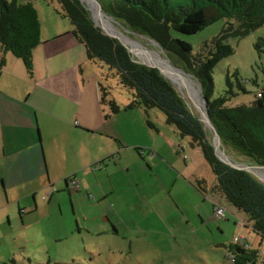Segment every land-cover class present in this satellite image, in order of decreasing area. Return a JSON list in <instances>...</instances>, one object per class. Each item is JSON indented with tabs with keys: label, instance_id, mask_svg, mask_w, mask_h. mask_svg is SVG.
Returning <instances> with one entry per match:
<instances>
[{
	"label": "crops",
	"instance_id": "crops-1",
	"mask_svg": "<svg viewBox=\"0 0 264 264\" xmlns=\"http://www.w3.org/2000/svg\"><path fill=\"white\" fill-rule=\"evenodd\" d=\"M61 19L62 22H53L45 29L39 21L41 43L32 51L31 74L9 53L0 65V185L3 194L17 204L21 203V198L31 196L33 211L37 212L38 192L46 194L41 200H47L45 207L50 209L54 202L60 207L65 196L63 192L67 191L73 206L79 210V215L75 211L76 231L84 229L88 235L126 238L132 230L121 211L129 206L151 205L156 187V191H167L169 200L182 217L173 214L174 232L178 236L175 244L183 247L182 252L193 249L186 253L189 256L184 254L180 262L193 263L201 250V243L196 242L199 229L190 215L178 207V198L172 200L170 196L177 189L179 194L183 192L184 196L192 198L197 207L204 205L205 197L210 198L208 213L196 208L192 217L198 219L200 225L206 218L212 222V203L223 205L222 199L210 192L215 177L208 165L212 175L209 183L188 175L191 165H185L184 161L180 164L175 157H180L187 149H198L180 140L171 126L165 125L172 129L176 145L170 140L162 149L142 145L143 124L156 132L149 121V111L134 109L104 118L105 110L99 104L100 67L88 62L85 48L72 36V25L67 19ZM135 112H143V116ZM134 116L139 121L132 125L129 118ZM174 148L175 157L169 152ZM136 149L141 151L136 152ZM165 162L181 176L155 174L151 166ZM94 165L96 170L91 169ZM68 177L75 179L78 187L72 188L67 183ZM151 179L154 188L147 182ZM197 181L203 182L204 195L197 188ZM24 188L20 197L19 191ZM51 189L55 190L50 194ZM59 190L61 192L57 193ZM229 212L239 215L234 209ZM18 213L29 212L24 208L18 209ZM223 219L229 223L226 217ZM182 222L190 225L189 231ZM234 224L235 221L233 227Z\"/></svg>",
	"mask_w": 264,
	"mask_h": 264
},
{
	"label": "trees",
	"instance_id": "trees-1",
	"mask_svg": "<svg viewBox=\"0 0 264 264\" xmlns=\"http://www.w3.org/2000/svg\"><path fill=\"white\" fill-rule=\"evenodd\" d=\"M45 1L57 3L59 14L73 27L74 40L85 48L88 62L105 68L99 83V104L105 110L104 118L134 109H142L144 113L154 109L160 112L164 116V124L171 126L180 140L200 151L215 177L211 194L225 199L242 216L243 229L249 228L253 235L264 239V184L250 173L227 166L215 157L206 130L198 117L188 110L172 84L156 68L132 61L128 49L97 28L78 0ZM97 1L103 13L125 29L154 41L165 54L172 53L175 61L181 64L176 68L197 80L220 144L255 166L264 168V87L247 105L229 106L232 93L228 91L215 100L209 101L208 98L213 91L212 68L233 53L226 39L246 38L264 26V0ZM38 19L32 3L0 0V65L9 53L20 60L27 73H32V51L41 43ZM219 21H224L225 25L211 42L214 45L212 52L203 60L191 55L192 49L187 42L174 40L170 35L173 30L191 36ZM253 47L258 56L264 54V38L257 40ZM231 77L245 93L238 75L234 72ZM109 78L115 79L118 86L129 92L130 99L126 105L117 104L111 96V87L106 85ZM225 84L231 86L229 75ZM135 151L140 152L141 149ZM231 162L237 164L232 159ZM69 178L72 177L66 180ZM203 186V182L197 181L202 195L206 192ZM224 248L232 264H259L257 250L232 242ZM26 264L31 263L27 261Z\"/></svg>",
	"mask_w": 264,
	"mask_h": 264
},
{
	"label": "rangeland",
	"instance_id": "rangeland-1",
	"mask_svg": "<svg viewBox=\"0 0 264 264\" xmlns=\"http://www.w3.org/2000/svg\"><path fill=\"white\" fill-rule=\"evenodd\" d=\"M26 2L33 4L42 29L47 28L53 22H62L55 1L49 4L45 0H20V3ZM96 20L110 33L131 43L132 47L125 45L132 52L130 55L135 62L148 63L149 65L157 64L161 68L160 74L176 89L188 110L199 120H205L200 86L195 78L186 76L173 68L179 67L181 64L175 61V56L172 53L165 54L157 43L146 39L144 36L131 33L117 21L107 19L100 14H97ZM224 25V21H219L191 36L176 33L173 30L170 31V35L174 40L187 42L192 49L191 55L203 60L212 52L214 45L211 42L219 36ZM262 38H264V26L256 29L246 38L226 39V43L233 49V53L231 56L220 60L217 66L212 68L213 91L208 97L209 101L223 96L228 91L232 93V96H229V106L247 105L253 100L256 93L264 87V54L258 56L253 47L257 40ZM172 62L177 66H174ZM169 68H172L182 78L181 82H177L174 76L168 72ZM99 71L102 75L106 72L102 66H100ZM234 72L238 75L240 86L245 93L237 87L235 79L231 77ZM227 75L230 77V87L225 84ZM106 85L111 87L110 94L117 104L126 105L128 103L129 92L118 86L115 79L109 78ZM135 113H140L143 116V112ZM148 117L157 134L143 124L145 131L140 138L142 145H155L156 148L162 149L168 145V140L176 145V139L172 136V129L164 124V116L154 109L148 112ZM137 121L139 119L136 116L129 118V123L132 125L138 123ZM206 132L210 142L213 140L218 143L224 158L227 157L229 161L231 159L236 161L240 167H248L251 175L264 184V178L258 175L259 173L264 175V168L255 166L235 152L223 147L215 139V134L209 126H206ZM174 151L175 148L169 151L172 156L175 155ZM199 152L198 150L187 149L180 157H174L179 160L180 164H183L184 161L185 165H191L187 171L189 176H198L209 183L212 180V175ZM183 156L185 157L184 160ZM151 167L155 174L169 173L175 177L181 176L166 162L157 167ZM148 174L150 173L146 175ZM180 181L183 185L185 184L183 177ZM147 182L154 188L155 184L152 179ZM155 189L153 190L155 198L151 202L153 206L135 205L121 211L127 222H130L129 227L132 233L125 235L126 238L124 236L112 238L109 235H88L84 229L76 231L75 211L79 215V210L73 206L67 191L63 192L65 198L63 197L60 207L54 202L53 208L50 209L45 207L47 200H41V197H46V194L38 192L35 198L38 211L34 212V202L31 196H26L25 199L21 198V203L17 204L3 194L0 185V264H12L11 262L13 264H26L27 261L31 264H41L40 261L35 260L37 255L42 257V264H170L172 261L175 264H181L180 260L183 255L193 251L191 248L182 252L183 247H178L175 244V241H178V236L174 232L173 214L179 218L182 217L176 211L175 205L169 200L167 191L159 189L156 191ZM192 189L194 190V188ZM25 190L26 188L21 189L18 195H23ZM60 192L59 190L57 193ZM170 197L172 200L178 198V207L185 214L190 215L193 224L199 229L196 242L201 243V250H198V258L195 259L194 257L193 263L190 262L189 264H209L212 261L214 262L212 264H232L227 259V251L224 246H228L232 239L237 236L245 239L243 245L249 246L252 250H257L259 262L264 263V239L260 240L253 235L249 228L245 231L239 230L237 225L243 222L242 216L229 212L233 209L225 199L221 201L225 208L224 216L229 223H225V219H221L218 223L217 221L211 222L206 218L203 225H200L201 222L192 217L194 215L193 210L197 208L202 210L204 214L208 213L210 198L205 197L204 205L197 207L193 204L192 198L184 196L183 192L179 194L177 189L173 191ZM24 208H27L29 213L20 215L18 209ZM227 208L228 210H226ZM233 221H235V227L232 225ZM79 224L81 223L79 222ZM182 226L185 227L186 231L190 230L189 224L186 225L182 222ZM191 235L187 237L192 238ZM181 242L184 240L181 239ZM209 243L214 245L211 247ZM185 256H189V254Z\"/></svg>",
	"mask_w": 264,
	"mask_h": 264
},
{
	"label": "water",
	"instance_id": "water-1",
	"mask_svg": "<svg viewBox=\"0 0 264 264\" xmlns=\"http://www.w3.org/2000/svg\"><path fill=\"white\" fill-rule=\"evenodd\" d=\"M78 1H79L80 4L82 5V7H83L86 11L89 12L90 17H91V19H92V23H93L97 28H99L101 31H103V33H104L107 37H110V38L116 39L121 45H123L124 47L127 48V46H126L124 43H122V41H121L120 39H118L117 36H114V35H111V34L105 32L101 26L97 25V24L95 23V20H94L92 14L90 13L89 9L86 8V5H84L83 2H82L81 0H78ZM91 1L96 5V9H97V11H98L99 13H103V11L101 10V5H100V3H99L97 0H91ZM103 15H105V16L108 17V18H110L109 16H107V15L104 14V13H103ZM110 19H112V18H110ZM112 20H114V19H112ZM114 21H115V20H114ZM127 49H128V48H127ZM127 51H128V53H130L129 49H128ZM130 56H131V55H130ZM131 59H132V61H134L133 58H132V56H131ZM134 62H135V61H134ZM136 63H138V62H136ZM142 64H144V63H142ZM144 66H146V67H150V68H156V69L158 70V72L160 73V70H159L158 67H156V66H151V65H144ZM173 68H174L175 70H177V71H179V72L185 74L186 76H189L184 70H182V69H180V68H176V67H173ZM201 100H202V104H203V106H204V109H203V110H204V113H205V117H206V120H207L208 126H210V127L213 129V132H214L215 137H216L215 139L220 143V141H219V136H218V134L215 132V130H214L213 126H212V123H211V121H210V119H209V117H208V113H207V109H208V108H207V106H206V101H205L203 98H202ZM199 121L201 122V124H202L204 130H206V125H205L206 123H205L203 120H201V119H200ZM211 144H212L213 149H214V155H215V157H216L218 160H220L221 162L225 163L227 166H230V167H232V168H237V169H240L241 171H245V172H247V173H250L248 167H240V165L235 164V163L229 161V160L227 159V157L222 158L221 156H219L218 153H217V152H218V143H217V142H214V141L212 140ZM250 174H251V173H250Z\"/></svg>",
	"mask_w": 264,
	"mask_h": 264
},
{
	"label": "bare ground",
	"instance_id": "bare-ground-1",
	"mask_svg": "<svg viewBox=\"0 0 264 264\" xmlns=\"http://www.w3.org/2000/svg\"><path fill=\"white\" fill-rule=\"evenodd\" d=\"M82 2H83V4L84 5H86V8H88L89 9V11H90V13L92 14V16H93V18H94V20H95V23L97 24V25H99V26H101L102 28H103V30L105 31V32H107V33H109V34H111V35H114V34H112V33H110L108 30H106L100 23H98L97 22V20H96V17H97V14H100V15H103V13H99L98 11H97V9L95 8V6H94V4L92 3V1L91 0H81ZM105 18H107V19H110V18H108V17H106L105 15H103ZM112 20V19H111ZM114 36H117V35H114ZM117 38L118 39H120L118 36H117ZM121 41H122V43H124V44H126V45H131V43H129V42H126V41H124V40H122V39H120ZM131 47H132V45H131ZM131 52V51H130ZM132 53V52H131ZM145 65H149L148 63H144ZM151 66H156V67H158V69L161 71V68L157 65V64H152ZM168 72L169 73H171L172 74V76H174V78L176 79V81L177 82H181V80H182V78L180 77V76H178L177 74H176V72L174 71V70H172V68H169L168 69ZM203 108H204V106H203ZM205 114V113H204ZM205 116V115H204ZM206 124V126L208 127V123H207V120H206V117H205V120H203ZM209 128L210 129H212L210 126H209ZM212 131H213V129H212ZM214 133V132H213ZM218 155L219 156H221L222 158H224V156L221 154V150L219 149V146H218ZM259 172V171H258ZM258 175H260V176H262L263 178H264V175L263 174H258Z\"/></svg>",
	"mask_w": 264,
	"mask_h": 264
},
{
	"label": "built area",
	"instance_id": "built-area-1",
	"mask_svg": "<svg viewBox=\"0 0 264 264\" xmlns=\"http://www.w3.org/2000/svg\"><path fill=\"white\" fill-rule=\"evenodd\" d=\"M92 170H96L97 169V166L94 165L91 167ZM70 179V178H69ZM70 185L73 187V188H76L78 187V183L77 181H75V179L71 178L70 179ZM55 189H51L50 190V194L51 192H53ZM225 208L219 204V203H216V202H213L212 203V209H211V213H212V218L214 221H220L221 219H223L225 216ZM244 223L243 222H240V224L237 225V227L239 228V230H241L243 228V225ZM243 241L244 239L242 238H238L237 237H234L232 239V243H235V244H238V245H242L243 244ZM259 264H264L263 262H259Z\"/></svg>",
	"mask_w": 264,
	"mask_h": 264
},
{
	"label": "clouds",
	"instance_id": "clouds-1",
	"mask_svg": "<svg viewBox=\"0 0 264 264\" xmlns=\"http://www.w3.org/2000/svg\"><path fill=\"white\" fill-rule=\"evenodd\" d=\"M35 260H36V261H40L41 264H42V257H41V256L37 255L36 258H35Z\"/></svg>",
	"mask_w": 264,
	"mask_h": 264
},
{
	"label": "flooded vegetation",
	"instance_id": "flooded-vegetation-1",
	"mask_svg": "<svg viewBox=\"0 0 264 264\" xmlns=\"http://www.w3.org/2000/svg\"><path fill=\"white\" fill-rule=\"evenodd\" d=\"M68 182H69V184H70V179L67 180V183H68ZM70 186H71V185H70ZM71 187H72V186H71ZM72 188H73V187H72Z\"/></svg>",
	"mask_w": 264,
	"mask_h": 264
}]
</instances>
